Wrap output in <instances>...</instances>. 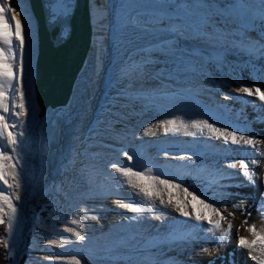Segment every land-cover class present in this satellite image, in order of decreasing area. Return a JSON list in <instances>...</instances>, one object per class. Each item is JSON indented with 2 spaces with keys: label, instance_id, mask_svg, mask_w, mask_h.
Listing matches in <instances>:
<instances>
[{
  "label": "bare ground",
  "instance_id": "bare-ground-1",
  "mask_svg": "<svg viewBox=\"0 0 264 264\" xmlns=\"http://www.w3.org/2000/svg\"><path fill=\"white\" fill-rule=\"evenodd\" d=\"M91 1L94 44L73 98L66 108L49 110L46 118L39 120L33 88L37 55L34 19L28 0H10L17 11H22V20L26 21L25 83L30 86V97L26 102V116L14 114L19 111L15 107L19 103L18 92L15 97L7 98L11 111L5 115L10 129L14 135L23 132V136H17L20 141L17 150L13 152L10 145V152L14 159L20 158L18 169L24 176L19 177L20 189H16L15 184L12 188L4 184L11 191H0L9 196L17 208L11 230L15 235L20 234L19 239L27 241L29 238L30 227L22 228L21 220L32 215L31 208L42 195L52 172L61 166L66 156L75 162L71 175L67 176L68 186L63 190L69 193L67 207L74 209L64 208L65 202H60L61 206L52 216L55 222L45 223L40 229L41 238L30 246L34 250L30 264H74L73 258L81 264H258V259L253 257H260L261 253L240 245L239 237L252 240L254 237L247 231L252 225L264 234V218L259 211L264 205V101L239 89L249 86L264 91V59L250 56L239 48L211 49L203 44L190 45L206 53L202 60L192 65L181 64L170 56H149L164 34L157 30L158 25H146L144 33L130 24L131 29L127 30L146 37H138L123 51L125 55L135 49L130 55L131 62L119 70V77L128 90L109 97L105 86L107 77L127 56L119 55V51L115 60V50L113 53V0ZM153 2L132 0L131 6L127 4L129 7L123 8L120 18L123 22L136 18L139 25H144L147 17L139 14L152 11L145 6ZM210 2L223 6L236 0ZM245 2L252 5L249 15L258 14V0ZM233 12L235 23L223 26L240 30L234 39L239 41L241 36L247 35L250 42H255L264 38L259 21L245 33L244 21L238 18L241 10ZM2 27L0 25V29ZM13 43L12 52L17 53L19 42L14 39ZM208 53L219 55L222 62L209 63ZM101 117L108 121L107 128L97 132L91 127ZM167 120H177V124L180 120L189 124L194 120H207L216 127H227L229 131H237L239 135L262 143L256 149L233 145L208 129L195 136L191 135L196 131L193 128L165 133L162 122ZM182 156L193 159H179ZM254 159L258 164L251 163ZM241 160L262 177L255 184L244 177L239 168ZM232 163L238 166H226ZM113 164L134 171L152 168L153 174L181 188L171 190L173 203L168 205V191L160 186L165 201L161 205L158 198L144 197L129 185L127 178L113 169ZM24 186L29 196L27 200H22ZM183 188L235 214L229 217L231 237L219 245L218 252H213L215 240L208 239L212 234L201 232L193 218L192 204L195 202L191 197H187L190 202L187 211L193 213V217H185L177 210L175 201L184 199ZM14 193H18L20 199H16ZM117 200L146 211L132 219L137 214L118 205ZM0 206L5 212L9 211L2 200ZM73 219L81 223L72 224ZM204 226L211 227L207 221ZM222 226L226 227V222H222ZM66 228L86 234V240L75 241ZM186 233L197 235L199 239L173 241L172 234ZM64 240L71 242L62 244ZM26 251L23 247L18 252L15 264H20Z\"/></svg>",
  "mask_w": 264,
  "mask_h": 264
},
{
  "label": "snow or ice",
  "instance_id": "snow-or-ice-1",
  "mask_svg": "<svg viewBox=\"0 0 264 264\" xmlns=\"http://www.w3.org/2000/svg\"><path fill=\"white\" fill-rule=\"evenodd\" d=\"M258 6V14L252 13L249 15L248 10L251 9L252 5L247 4L245 0H236L234 3L223 6L212 3L210 0H154L153 3L145 6L152 9V11L139 15L147 17L144 20V25H158L157 30L164 35L159 41L158 47L153 46L156 49L155 52H150L148 55L170 56L181 64L187 62L189 65H192L202 60L206 53L204 49L190 45L203 44L211 49L239 48L247 51L250 56L255 57L258 55L264 59V38L250 42L247 35H244L237 41L234 37L240 30H229L226 26H223L235 23L233 10L239 9L241 12L238 18L244 21L243 31L245 33L256 21H259L261 29L264 30V0H258ZM129 23L133 27H137L140 24L136 18L130 20ZM0 25L3 26L0 29V109H2L0 111V140L4 141V143L0 144V181H3L9 188H12L13 184H9L7 179L10 175L15 182V188L20 189L22 187L19 178L20 172L18 171L20 158L14 159L12 155L8 154L6 148L8 145H11L12 151L15 152L17 150L16 146L20 143L17 136H23V132L14 135L13 131L10 130V125L5 114L11 111L9 108L10 101L7 97H15L17 92L19 93V103L15 107L19 108V111L14 114L16 116H26L28 114L26 102L30 97V86L25 83L26 65L24 60V48L28 32L26 31V21L22 20V11H17L16 7L10 3V0H0ZM142 30L147 31V28L144 27ZM14 39L19 42L17 53L12 52L13 47H15L13 43ZM207 60L209 63L215 64L222 62L219 55L213 56L211 53L207 54ZM28 70L30 71V65ZM239 91L246 93L248 96H257L259 101H264V91H261L260 87L253 89V87L244 86ZM249 102L254 103V101ZM162 124L164 125L165 133L170 131L179 132L182 129L187 131L189 128H193L196 131L191 132V135L195 136L197 133L202 135L204 130L208 129L219 138H223L226 143L230 142L233 145L250 146L256 149L257 145L262 143L261 141L253 140L249 136L239 135L237 131H229L227 127H216L214 123H209L207 120H194L190 124L185 123L183 120H180L179 124H177V120H167L163 121ZM169 125H173L174 127L169 128ZM11 127L15 128L16 125H12ZM150 130L146 129V131ZM128 159L131 160L132 156H128ZM179 159L192 160L193 157L182 156ZM251 163L256 165L258 161L254 159ZM226 166L236 168L238 165L232 163ZM112 167L116 172L126 177L127 183L138 189L140 194L149 199L158 198L161 205L165 204V201L161 194L160 186H163V189L168 191V205H172L173 203L171 190L181 188V185L172 183L169 179H162L159 174H153L152 168L134 171L132 168H123L115 164ZM239 168L251 184H255L258 179L262 178L244 160L239 161ZM182 191L184 199L177 198L175 201L177 210L185 217H193V213L187 211L190 204L187 197H191V201L195 202L192 204L195 213L193 218L198 222L201 232L212 234L208 239L215 240L213 252H218L219 245L225 243L226 238L231 237L232 223L229 217H234L235 214L229 212L227 207L221 208L215 206V202H207V197L201 199L200 196L189 192L187 188H183ZM14 195L16 199H20L18 193H14ZM0 200L3 201L9 210L5 212L4 207L0 206V214H2L0 215V224H4V217H8L7 226L11 230V221L16 217L17 208L12 203V199L2 191H0ZM116 203L136 213L137 216L132 217V219H137L138 216L146 211L144 208L135 207L131 203L125 204L120 200H117ZM196 205H199L200 208L197 209ZM80 211L86 213L85 209H81ZM259 211L262 218H264V205L261 206ZM205 221L211 227L204 226ZM222 222H226L227 226H222ZM71 223L79 225L81 221L73 219ZM244 223L247 224V220ZM65 231L72 233L75 241L84 242L87 238L86 234L73 228H66ZM247 231L254 238L249 240L245 237H239V244L261 253L260 257L253 258L258 259V264H264V234L258 232L255 225L248 227ZM172 239L174 242L192 241L199 239V236L192 233L183 235L172 234ZM70 242L69 240H64L62 244ZM3 245L6 249L10 247L8 240H5ZM73 260L74 264H81L80 260L75 258Z\"/></svg>",
  "mask_w": 264,
  "mask_h": 264
},
{
  "label": "water",
  "instance_id": "water-1",
  "mask_svg": "<svg viewBox=\"0 0 264 264\" xmlns=\"http://www.w3.org/2000/svg\"><path fill=\"white\" fill-rule=\"evenodd\" d=\"M37 35L34 95L37 118L66 108L87 64L95 28L91 0H28Z\"/></svg>",
  "mask_w": 264,
  "mask_h": 264
},
{
  "label": "rangeland",
  "instance_id": "rangeland-1",
  "mask_svg": "<svg viewBox=\"0 0 264 264\" xmlns=\"http://www.w3.org/2000/svg\"><path fill=\"white\" fill-rule=\"evenodd\" d=\"M132 2V0H129ZM128 0H113V15H112V22H113V29H114V35L112 40L113 44V53L115 50V60L118 59L117 52H119V55L121 56H127L126 60L121 63L120 66L116 68L107 78L105 86L107 91L106 94L109 97H116L122 93H125L128 90V87L125 82L122 81V79L119 77L120 69L129 64L130 61V55L135 50L128 51L125 55H123V51L128 48L129 44H132L136 42L138 37H146L145 35H140L132 33L131 30H127V28L131 29V25L129 23L130 20H126L125 22L122 21V18L120 16L122 15L123 8L129 7L131 3ZM128 4V5H127ZM131 6V5H130ZM121 9V12L119 14V11ZM146 12V11H145ZM146 25H139L137 27V31H142L146 33V31L142 30ZM123 36V37H122ZM122 37V38H121ZM127 40V41H126ZM119 44V46H118ZM146 51V46L144 48ZM108 57V56H107ZM106 57V58H107ZM125 58V57H124ZM123 59V58H122ZM109 60V58H108ZM127 61V62H126ZM126 63V64H125ZM122 66V67H121ZM85 82V80H84ZM8 98V97H7ZM8 120V117H7ZM9 121V120H8ZM102 122V124H101ZM9 123V122H8ZM108 121H105V118L101 117L99 118V121L92 126L91 128L93 130L101 131L107 128ZM104 127V128H103ZM11 130V129H10ZM95 131V132H96ZM6 135V134H5ZM4 143L3 140H0V144ZM10 145L7 146L6 151L8 154L12 155L10 152ZM68 156H66L61 162L60 167H57L53 172L50 180L44 184L43 186V193L38 198L36 205L32 206V215L26 217L25 219L21 220V226L22 228L30 227V233L29 238L27 241L23 239H19L20 234H13L12 230H9V240L11 242V255H12V264H15L16 258L18 255V252L24 247L27 251L25 255H27V259L23 264H30V261L32 259L31 253L34 251L32 248H30L31 245H33L34 240L41 238L40 237V229L43 227V225L47 222H55L52 219V216L55 215L56 210L61 206L60 202H65L64 205H62L64 208H72L74 207H67L66 202L69 201V194H65L63 190L68 186V179L67 176L70 174L75 167V162H72ZM19 171V169H18ZM20 172V171H19ZM23 174L20 172V177L23 178ZM9 184H15L12 177L9 175L7 177ZM0 189H4L6 192L11 191L10 189H7L4 187L3 181H0ZM27 188L24 186L22 188L23 197L22 200L28 199L29 196L26 194ZM25 196V197H24ZM24 198V199H23ZM5 220H7L8 223V217H4ZM64 223V222H63ZM1 225V224H0ZM9 229V228H8ZM29 246V247H28ZM22 260V259H21ZM20 264H22V261H20Z\"/></svg>",
  "mask_w": 264,
  "mask_h": 264
},
{
  "label": "trees",
  "instance_id": "trees-1",
  "mask_svg": "<svg viewBox=\"0 0 264 264\" xmlns=\"http://www.w3.org/2000/svg\"><path fill=\"white\" fill-rule=\"evenodd\" d=\"M5 240L9 241V248H5L3 242ZM11 242L9 240V229L7 226V220H5L4 224L0 225V264H12V255H11ZM7 253V255H6ZM27 255H24L22 260V264L26 261Z\"/></svg>",
  "mask_w": 264,
  "mask_h": 264
}]
</instances>
